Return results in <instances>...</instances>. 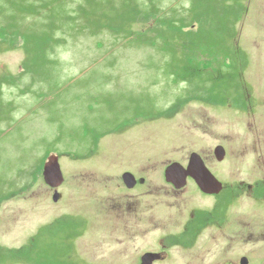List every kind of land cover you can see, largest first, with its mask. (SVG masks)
I'll list each match as a JSON object with an SVG mask.
<instances>
[{
	"label": "rangeland",
	"instance_id": "374dc122",
	"mask_svg": "<svg viewBox=\"0 0 264 264\" xmlns=\"http://www.w3.org/2000/svg\"><path fill=\"white\" fill-rule=\"evenodd\" d=\"M10 1L39 10L49 3L39 18L31 10L24 17L39 34L31 60L21 36L0 35V264H41L52 258L42 252L57 246L97 263L101 240L83 238L75 247L71 234L72 155L91 151L105 134L97 144H110L99 151H126L132 128L120 132L122 123L140 127L132 150L172 159L211 152L216 108L208 103L243 88L240 75L264 83V0H110L90 22L77 6L89 2L91 11L98 0H0L1 25L15 11ZM60 3L66 8L54 13ZM234 12L233 20L227 14ZM42 28L52 29L48 46ZM183 41L195 47L188 78L196 77L187 82L175 65L191 68ZM258 89L252 97L262 98L264 86ZM54 157L66 185L57 203L41 176ZM83 209L78 232L89 228Z\"/></svg>",
	"mask_w": 264,
	"mask_h": 264
},
{
	"label": "flooded vegetation",
	"instance_id": "af4514ba",
	"mask_svg": "<svg viewBox=\"0 0 264 264\" xmlns=\"http://www.w3.org/2000/svg\"><path fill=\"white\" fill-rule=\"evenodd\" d=\"M240 76L243 88L208 103L216 108L211 152L172 159L132 150L140 127L122 123L120 132L132 128L126 151H99L110 144L98 145L100 137L91 151L73 154L71 236L75 247L83 238L101 240L102 257L94 263L57 246L42 252L52 258L41 264H264V93L252 97L264 83ZM192 154L204 168L197 178L207 177L206 184L191 175L181 179ZM174 164L181 168L169 180L166 171ZM61 175L57 189L48 188L57 192L56 203L66 186ZM83 208L89 228L78 232Z\"/></svg>",
	"mask_w": 264,
	"mask_h": 264
},
{
	"label": "trees",
	"instance_id": "16d2710c",
	"mask_svg": "<svg viewBox=\"0 0 264 264\" xmlns=\"http://www.w3.org/2000/svg\"><path fill=\"white\" fill-rule=\"evenodd\" d=\"M111 1L106 0V2H104V0H98V3L97 4L95 3L96 8L94 10L91 8V11L89 9V7H90L89 2H87V6H89L88 9H86V6H84L83 4L82 5L79 4L77 6V9L79 11L81 10V14L83 13L84 10H87L88 12H85L83 14L85 17H87V21L90 22L89 17L92 15H95L99 11L103 13L104 9L107 6H112L113 2H111ZM124 1H126V0H124ZM48 3H46L43 8L46 7V9H47ZM8 4L10 7H13L15 9V11H13L11 13L8 12L9 14L7 13L8 14V21H9L8 26L5 23L3 25L0 24V35L6 33V30L9 29V32L11 33L12 37L17 38V37L21 36L23 39L24 50L26 51L27 54H30V60H31L35 54V50L32 51V49H33V45H32L33 44V38L38 36L39 34H38L37 30L35 32H32L31 28H33L34 25L24 26L26 24V22L24 23V21H25L24 17L26 14H28L26 11L31 10L33 12L31 14V16H35L34 18H39V15L41 14V10L43 8H41V10H39V6L30 5V3H26V2H25V4H21L20 5L21 7L19 5H16L12 1L8 2ZM52 6H53L52 9H53L54 13L56 11H58V13H63L64 9L66 8L65 3H60V4H57L56 6H54V5H52ZM17 7H20L22 10L17 9ZM152 8L154 9V7H152ZM235 14L236 13L234 12V14L228 13L227 15L233 17V15L235 16ZM104 15L105 14H103V17H104ZM49 17L52 21L51 24H52L53 30H54V26L57 22V17H54L53 14L50 15ZM233 20H234V17H233ZM39 23H42V22L35 20V25H37ZM181 28L183 29V27H181ZM41 30H42V35L44 36V39L46 40V46L50 45L51 44L50 43V37L52 36V29L46 30V29L42 28ZM0 38H4V37L0 36ZM45 50H46L45 47L40 48L41 55L44 54ZM194 50H195V47L189 46L188 42H186V41L182 42V53L184 51L187 54L185 62H187L188 67H191V68L179 67L178 64H175L179 68L177 70V74L179 76H181V75L183 76V77H178V79H186V82H187L190 80V78L196 77V76H192V77L188 78V75H191L192 72L194 73V62L195 61L190 59V56L192 55ZM26 65H27V63L23 64L24 70H27ZM202 67H204V66L202 65L199 69H196V67H195V72L199 71L201 74V72H202L201 68ZM0 106H1V104H0Z\"/></svg>",
	"mask_w": 264,
	"mask_h": 264
},
{
	"label": "water",
	"instance_id": "95a60500",
	"mask_svg": "<svg viewBox=\"0 0 264 264\" xmlns=\"http://www.w3.org/2000/svg\"><path fill=\"white\" fill-rule=\"evenodd\" d=\"M180 168L181 167L177 164L172 165L171 167L167 169L166 177L169 179V175L174 171L177 172ZM201 168H203V166L199 160V157L196 154H192L190 156V161H189V165L187 168L188 171L181 172V179L183 180L186 175H191V176H194L196 179H199L197 178V175L198 176L204 175ZM43 177H44L45 182L52 188L59 186V184L61 183L62 176H61V172H60L56 157L51 159L49 163L45 164L44 169H43ZM199 180L200 181L198 180L197 181L200 184L202 183L206 184L205 182H207V177H206V181H203L202 179H199ZM53 200L54 201L57 200V194L53 196Z\"/></svg>",
	"mask_w": 264,
	"mask_h": 264
}]
</instances>
